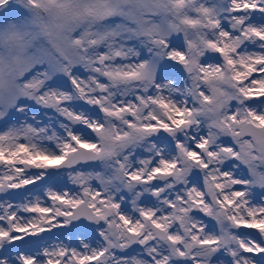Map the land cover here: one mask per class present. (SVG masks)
<instances>
[{
  "label": "snow or ice",
  "instance_id": "1",
  "mask_svg": "<svg viewBox=\"0 0 264 264\" xmlns=\"http://www.w3.org/2000/svg\"><path fill=\"white\" fill-rule=\"evenodd\" d=\"M0 264H264V0H0Z\"/></svg>",
  "mask_w": 264,
  "mask_h": 264
},
{
  "label": "rangeland",
  "instance_id": "2",
  "mask_svg": "<svg viewBox=\"0 0 264 264\" xmlns=\"http://www.w3.org/2000/svg\"><path fill=\"white\" fill-rule=\"evenodd\" d=\"M257 195H259V190H257Z\"/></svg>",
  "mask_w": 264,
  "mask_h": 264
}]
</instances>
